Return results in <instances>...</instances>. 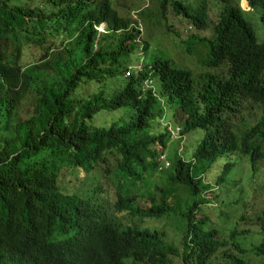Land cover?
<instances>
[{
  "label": "trees",
  "instance_id": "1",
  "mask_svg": "<svg viewBox=\"0 0 264 264\" xmlns=\"http://www.w3.org/2000/svg\"><path fill=\"white\" fill-rule=\"evenodd\" d=\"M116 1L0 0V264L264 257V200L223 201L239 178L264 192V0ZM149 24L185 55L204 48L205 73L165 58ZM176 132L189 151L155 185ZM234 205L235 229H218L211 216Z\"/></svg>",
  "mask_w": 264,
  "mask_h": 264
},
{
  "label": "rangeland",
  "instance_id": "2",
  "mask_svg": "<svg viewBox=\"0 0 264 264\" xmlns=\"http://www.w3.org/2000/svg\"><path fill=\"white\" fill-rule=\"evenodd\" d=\"M116 2L119 4V6L121 8V12L127 13V12L132 10L130 8L132 0H117ZM246 2H245V0H241L240 6L243 10L248 11L250 9V7H249L248 2H247V4H246ZM191 4H193V3H191ZM245 4H246V6L244 7ZM147 6H148V3L146 2L143 7H147ZM149 9H151L152 12H155V8L153 6L150 5ZM132 13H133V17L136 18L137 12L132 11ZM146 28H149L148 33H146ZM104 29H105V26H101L99 28V30L102 32H104ZM159 29L160 28H154L153 29L152 25H150V24L148 27L143 26L144 38L150 39V38H152L153 35L154 36L155 35L160 36L159 45L163 48V50H165V51L169 50L171 52V53L167 52L168 54L163 53L165 58H168V56L170 58V55H171V59H173L179 67H183V68L191 70L197 78L199 76H202L203 73H205V71H203V69L201 68L202 67L201 65L204 62L203 60H205V56H206L205 49L200 47V46L195 47L193 50L195 53L194 56L185 55L183 53V51L181 50V48L179 47V43L175 39H173L171 36H169V35L166 36L164 33H162V32H164V29L163 30H159ZM260 31H263L261 26H260L259 32ZM258 34L260 36V33H258ZM157 53H158V50H156L154 52V54L152 55L150 60H153V58L156 56L159 57L160 55ZM249 127L250 126L248 125V123L241 124V126H240V128L242 130H247V129H249ZM157 128H161L160 125L157 126ZM168 147H169V150H168L166 156L164 157L165 161H162L164 163L163 164L164 169L160 168L152 176V181L155 185H162L164 183V176L162 175V173L165 169H169L171 166L170 161L168 160L169 155H172L174 153H179V154L183 155V153H185L186 151H189V149L187 148L186 139L184 137L180 136L178 133L172 134L171 143L169 144ZM244 162H246L247 164ZM167 164H169V167ZM247 165H248V169H247ZM249 165L250 164H249L248 160H246V159L239 161V164L237 165V168H236V172L234 174H236V176H240V177L242 176L244 178L251 177L253 175V171L251 170V167ZM248 171H249L250 176L248 174ZM79 177H83V174H80ZM236 180H241L242 183L238 182L236 188L229 191V192H231L230 195H224L223 196V197H226L225 200H223L224 204L234 203L237 200H240V201L243 200L242 202L246 201V203H248V204H253L255 207V211L257 212L261 208V202L264 200V192L263 193H261V192L257 193V190L248 189V182H246L245 179L239 178ZM148 185H149V182H148ZM154 187L155 186H152V185L151 186L149 185L148 187L146 186V188L143 189L141 191V193L145 194L147 192H150V188H154ZM244 194H245V197H243ZM256 195H260V196H256ZM179 196L183 197L184 200L186 199V196L182 190L179 191ZM238 196H240L239 199H238ZM213 198H214V196H213ZM216 201L217 200L214 199V202H216ZM219 202H221V199ZM139 205L141 207L147 206L145 200H141L139 202ZM214 206H216V204H214ZM185 208L187 209V207H185V205H184L182 210H184ZM219 208H221V206ZM244 211H245L244 205H241V206H239V205L235 206L234 205L233 207H231L228 210L223 209L222 215H221V211H220L216 215L217 217H219V219H216V218L214 219V215H212L211 220L214 223L216 220V225H217L218 229L225 230L227 232L232 231L235 229V227L237 225L236 222L239 218L238 216L241 215L242 212H244ZM116 216L120 218L121 222L124 225H133V224L140 225L139 220L133 221L130 218H126L124 214H116ZM169 226H171L170 230L172 232L178 233V229L180 227V224H176L175 220H173V219L169 220ZM250 228L253 229V227H250ZM180 231H183V229H181ZM221 232L226 234L224 231H221ZM178 236L179 235L173 236L172 240L177 241ZM179 239H180V236L178 237V243H179ZM249 239L252 241L253 236L249 237L248 241H249ZM249 247L251 250L252 246H249ZM248 260H249V262L251 261L250 264H264V257H258L256 259L254 256L253 257L249 256ZM213 262H216V261H213ZM174 264H179V260H175ZM221 264H227V263L221 261Z\"/></svg>",
  "mask_w": 264,
  "mask_h": 264
},
{
  "label": "built area",
  "instance_id": "3",
  "mask_svg": "<svg viewBox=\"0 0 264 264\" xmlns=\"http://www.w3.org/2000/svg\"><path fill=\"white\" fill-rule=\"evenodd\" d=\"M150 85H152V84H150ZM150 87H151V86H150ZM178 132H179V130H178ZM175 134H177V132H176ZM179 135H180V134H179ZM180 136H181V135H180ZM162 160L165 161V158L163 157ZM167 165H168V167H169V164H167Z\"/></svg>",
  "mask_w": 264,
  "mask_h": 264
},
{
  "label": "bare ground",
  "instance_id": "4",
  "mask_svg": "<svg viewBox=\"0 0 264 264\" xmlns=\"http://www.w3.org/2000/svg\"><path fill=\"white\" fill-rule=\"evenodd\" d=\"M245 2H246V0H245ZM246 4H247V2H246ZM246 4L244 5V7L246 6Z\"/></svg>",
  "mask_w": 264,
  "mask_h": 264
},
{
  "label": "clouds",
  "instance_id": "5",
  "mask_svg": "<svg viewBox=\"0 0 264 264\" xmlns=\"http://www.w3.org/2000/svg\"><path fill=\"white\" fill-rule=\"evenodd\" d=\"M247 1V0H246Z\"/></svg>",
  "mask_w": 264,
  "mask_h": 264
}]
</instances>
